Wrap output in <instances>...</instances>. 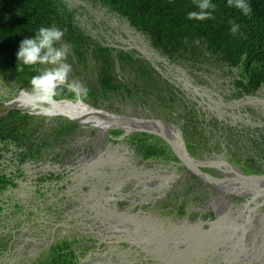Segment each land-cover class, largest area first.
I'll return each instance as SVG.
<instances>
[{
	"label": "flooded vegetation",
	"instance_id": "1",
	"mask_svg": "<svg viewBox=\"0 0 264 264\" xmlns=\"http://www.w3.org/2000/svg\"><path fill=\"white\" fill-rule=\"evenodd\" d=\"M74 1L178 94L149 85L128 98H167L177 114L145 112L110 134L117 146L75 157L0 151V264H264V85L174 61L125 18Z\"/></svg>",
	"mask_w": 264,
	"mask_h": 264
},
{
	"label": "trees",
	"instance_id": "2",
	"mask_svg": "<svg viewBox=\"0 0 264 264\" xmlns=\"http://www.w3.org/2000/svg\"><path fill=\"white\" fill-rule=\"evenodd\" d=\"M95 7L125 18L145 36L153 48L174 61L199 64L217 62L228 68L225 75L237 74L239 85L250 91L264 85V0H247L250 15L228 5L227 0H211L216 7L205 20H188L189 11H199L195 0H86ZM83 4L71 7L67 0H0V73L11 77L17 89H31L30 79L40 72L39 66L17 65L16 52L20 42L40 26L64 29V38L71 45L74 64L95 73V82L86 86L82 96L108 99L113 94L129 97L144 86H162L173 97L175 85L169 82L151 61L136 50L104 46L83 30L76 19ZM232 23L238 24L236 34ZM199 41V43H197ZM222 71V68H221ZM135 82V85L133 84ZM80 92L62 84L53 99H76ZM173 100V99H172ZM45 116L13 108L0 116V151L13 149L22 161L32 158L42 148L59 142L61 134L76 128V123L64 121L60 128H46ZM7 146H10L7 147ZM12 146V147H11ZM2 153L0 152V157ZM37 159V158H36ZM0 175V187L4 185Z\"/></svg>",
	"mask_w": 264,
	"mask_h": 264
},
{
	"label": "rangeland",
	"instance_id": "3",
	"mask_svg": "<svg viewBox=\"0 0 264 264\" xmlns=\"http://www.w3.org/2000/svg\"><path fill=\"white\" fill-rule=\"evenodd\" d=\"M67 1L71 7L78 6V3L74 0ZM76 19L83 30L89 33L94 39L101 41L102 45L117 48L122 46L127 48V45L124 43H121L120 45V42L115 39L113 31L108 30L110 28L106 29L107 27L102 28L98 26V24H96L95 18L82 8H80V10L76 13ZM61 44H67L64 36L56 46L59 47ZM74 61L75 59L73 50L70 47L65 62L70 64L71 68L64 84L69 85L73 82H79L83 85L84 88L88 85L91 86L92 82H95L96 78L93 70L91 68L86 70L84 66H81L82 70H80L81 68H79L77 64L75 65ZM210 64L212 65V67L218 69L217 71L223 74H225V72H228V68L221 66L217 62H210ZM38 66L40 71L44 68L51 67L50 65L39 64ZM30 91L31 89H17V86L15 85V82L11 77L4 76L0 73V116L5 115L13 108H21L24 110H28L34 115L45 116V118H43L41 121L44 123V126L46 128H60L63 125L62 123L64 121L75 122L76 128H73L65 134H61L59 142H55L56 144H49V146L46 147V149L54 151H67V156L73 157H75L74 155H77L79 151L87 150L89 146L92 151L97 152L103 149H107V143L111 141L110 134H112L116 130H126L120 127V125L122 126L126 124V122H122L121 124L116 126H109L107 128H104L103 125L98 124L94 121L95 118L101 117L103 119H109V115L116 114L132 117L134 119H137L136 122H138L140 119L146 118L147 115L145 114V112H149L154 116L158 115L156 116L158 118H161V116L163 118H170L177 114L176 110L178 108L177 106L176 110H167L169 109V107H165L164 102H166V100L168 99L158 96H152V99L154 97V100L150 101V103L147 105H142V101L137 100V97L136 99H131L121 94H113L108 99L100 98L99 100H95L92 97L82 96L80 92L81 96L76 99H54L59 102L71 101L73 103H82L68 106V111L76 110L77 112H82L81 116L77 118H71L67 115L57 113L58 111L54 108L51 102L39 103L37 104V108H33L32 106H29L22 100H20V96H22L24 93L29 95ZM89 107L90 109H88ZM91 108L96 109L97 112H93L94 110H91ZM130 133H132V131H126L124 134L130 135ZM123 135H121V137ZM115 137L120 136L115 135ZM111 143L113 146H117L115 141H111ZM4 162L5 160H0V164H4Z\"/></svg>",
	"mask_w": 264,
	"mask_h": 264
},
{
	"label": "clouds",
	"instance_id": "4",
	"mask_svg": "<svg viewBox=\"0 0 264 264\" xmlns=\"http://www.w3.org/2000/svg\"><path fill=\"white\" fill-rule=\"evenodd\" d=\"M199 11H189L188 20H205L212 16V11L216 5L211 0H195ZM228 5L242 11L244 15H250L251 5L247 0H227ZM239 25L232 23L231 33L236 34ZM64 29L55 25L40 26L31 37L23 39L16 52L17 65L21 70L24 66L34 67L36 65H50L44 68L38 75H33L30 79L31 91L29 93L33 104L47 102L56 93L58 87L65 83L70 71V64L66 63L70 44L57 43L64 36ZM199 43V41H197ZM69 89L75 92H86L87 89L79 82L69 84Z\"/></svg>",
	"mask_w": 264,
	"mask_h": 264
},
{
	"label": "bare ground",
	"instance_id": "5",
	"mask_svg": "<svg viewBox=\"0 0 264 264\" xmlns=\"http://www.w3.org/2000/svg\"><path fill=\"white\" fill-rule=\"evenodd\" d=\"M20 100H22L24 103H26L27 105L29 103H32V99L30 96H27V97H20ZM47 102H51L54 106V108L58 111L57 113H61V114H64V115H67L71 118H77L79 116L82 115V112H77L76 110H67L68 106L70 105H76V104H82L81 102L80 103H73L71 101H64V102H59L57 100H54L52 98H50L49 101ZM37 106V104H35ZM90 109V107L88 108ZM91 110H94L93 112H97L96 109H93L91 108ZM68 112V113H67ZM70 113V114H69ZM109 116H114L116 117L117 119H114V120H117V121H113L114 123H117V122H126L128 120H137V119H134L132 117H128V116H123V115H109Z\"/></svg>",
	"mask_w": 264,
	"mask_h": 264
},
{
	"label": "water",
	"instance_id": "6",
	"mask_svg": "<svg viewBox=\"0 0 264 264\" xmlns=\"http://www.w3.org/2000/svg\"><path fill=\"white\" fill-rule=\"evenodd\" d=\"M261 177V176H260Z\"/></svg>",
	"mask_w": 264,
	"mask_h": 264
}]
</instances>
